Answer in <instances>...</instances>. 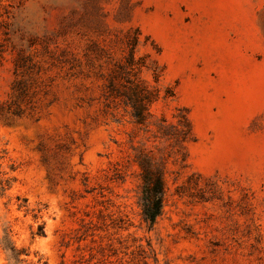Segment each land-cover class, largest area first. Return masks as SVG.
Segmentation results:
<instances>
[{
    "label": "rangeland",
    "instance_id": "374dc122",
    "mask_svg": "<svg viewBox=\"0 0 264 264\" xmlns=\"http://www.w3.org/2000/svg\"><path fill=\"white\" fill-rule=\"evenodd\" d=\"M6 233L18 264H264V0H0Z\"/></svg>",
    "mask_w": 264,
    "mask_h": 264
},
{
    "label": "trees",
    "instance_id": "16d2710c",
    "mask_svg": "<svg viewBox=\"0 0 264 264\" xmlns=\"http://www.w3.org/2000/svg\"><path fill=\"white\" fill-rule=\"evenodd\" d=\"M132 54H130L131 57ZM129 103L132 106V115L138 122L146 119L147 101L150 99V94L147 92L143 95L137 93L135 89L129 92ZM188 130H191V123L187 116L183 118ZM186 136L183 137V140ZM141 168V190H140V205L144 219L151 225L160 215L163 206L164 183L161 172L145 160L140 162ZM38 234L42 233V225L38 226ZM2 248L7 252L9 264H18L22 261L21 254L24 252L21 249H16L13 242L9 239L6 233L0 241ZM27 254V253H26Z\"/></svg>",
    "mask_w": 264,
    "mask_h": 264
}]
</instances>
